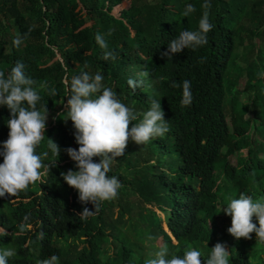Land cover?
I'll use <instances>...</instances> for the list:
<instances>
[{
    "label": "trees",
    "instance_id": "16d2710c",
    "mask_svg": "<svg viewBox=\"0 0 264 264\" xmlns=\"http://www.w3.org/2000/svg\"><path fill=\"white\" fill-rule=\"evenodd\" d=\"M127 1L128 6L115 13ZM154 1L144 5L138 0H0V70L7 72L21 61L25 75L36 81V86L47 82L56 91V95L49 96L47 90L38 89L42 100L37 108L43 112L45 105L47 117L55 115L51 125L46 119L45 137L36 149L40 155L48 152L42 159L43 163H50V172L43 184L30 185L16 197L7 194L0 197V229L7 232L0 234V249L12 248L16 252L8 264H37L53 254L59 257V264H103L98 257L100 243L109 237L118 239V233H123L119 229L111 234L107 232L112 206L106 202L98 212L82 220L78 214L85 207L93 210V205L82 204L78 191L61 176V172L69 169L77 170L65 149L79 148L74 136L76 130L70 118L67 119L70 92L65 78L70 83L82 71L101 73L104 84L138 113L149 109L150 99L160 98L169 132L144 145L129 139L124 155L116 158L108 175H115L121 182L116 198L122 214L129 208L123 203L128 191L151 207L169 212L165 223L168 232L159 226L162 245L167 244L170 252L181 257L190 248L210 253L222 234H229L222 231L218 235L212 228L220 214L218 205L226 207L230 199L238 198L241 193L251 195L254 200L264 197V154L259 155L264 153V129L255 131L262 141L255 139L251 146L250 139L244 137L250 121L238 125L230 118L229 132L223 112L226 92L223 76L236 46L234 36L237 35L240 43L242 32L248 39L261 35L264 43V0H209V19L214 27L207 34L208 43L195 50L175 53L172 60L161 57L160 53L167 50L168 42L181 30L197 29L204 0ZM189 3L197 10L185 18L181 12ZM235 11L240 14L234 15ZM242 17L252 24L238 23ZM97 33L105 39L106 49L96 43ZM17 35L22 37L18 48L12 43ZM105 51L114 52L115 59L105 60ZM246 73L245 84L250 94L247 97L255 109L256 95L250 89L255 78L251 69ZM130 78L142 83L133 90L128 85ZM184 80L191 82L193 95L187 107L180 106L182 88L171 86L172 81L182 84ZM234 101L235 97L231 102ZM258 117L264 123V118ZM9 118L7 106L0 105V148L8 138ZM141 118L131 123H138ZM48 138L59 145L58 158L47 148ZM234 153H238L237 166L231 168L228 156ZM99 159L93 157L94 162ZM218 169L233 186L221 197L217 195ZM151 213L154 224L158 225L160 219L154 211ZM41 232L43 239L39 238ZM250 236L264 247L255 233ZM66 237L73 242L70 248L73 255L61 249ZM129 243L123 242L115 264L133 262ZM227 246L229 264H252L243 252L235 251L234 243L230 241Z\"/></svg>",
    "mask_w": 264,
    "mask_h": 264
},
{
    "label": "clouds",
    "instance_id": "9594fccd",
    "mask_svg": "<svg viewBox=\"0 0 264 264\" xmlns=\"http://www.w3.org/2000/svg\"><path fill=\"white\" fill-rule=\"evenodd\" d=\"M201 8L203 11L197 29L181 30L168 42L167 50L160 53L161 57L172 60L175 53L185 49L195 50L208 43L207 34L214 27L209 19V0H204ZM196 10V7L189 3L183 8L181 15L186 18ZM95 41L102 49L107 48L101 34L95 35ZM12 43L18 48L22 37L15 36ZM103 58L115 59V53L105 51ZM65 67L67 68V65ZM24 68L25 65L17 61L7 72L0 70V105L7 106L10 112L6 123L9 129L8 138L2 142L0 148V156L3 157V162L0 163V197L6 194L16 197L30 185L37 182L43 184L50 172V163L45 164L42 159V155L47 157L48 152L42 155L36 152L44 140L47 119L45 105L43 112L37 108V104L42 100L38 89L47 90L49 96L56 95V91L49 88L47 82L36 86V81L25 75ZM140 83L142 81L131 78L128 80V85L133 90ZM65 84L70 92L67 99V119L70 118L76 130L74 136L79 148L65 149L67 155L75 162L77 170L69 169L66 173L61 172V176L67 185L78 191V199L82 204L91 202L93 205V210L85 207L78 214L82 220H87L100 210L103 202L118 196L121 182L115 175L108 174L116 158L124 155L129 139L137 145H144L155 138L164 137L170 129L160 98L150 99L149 109L138 113L117 98L116 92L104 84V76L99 72L92 74L82 71L73 76L70 83L65 78ZM171 86L182 88L180 106H190L193 100L191 82L184 80L181 84L172 81ZM139 117L142 118L138 123H131ZM47 148L58 158L60 147L50 138ZM93 157H99V162H94ZM220 211L231 217V226L227 232L235 239H250V234L255 233L256 238L264 243V197L254 200L251 195L241 193L238 198L230 199ZM24 219L27 221L28 217ZM19 227L21 231L24 230V224ZM0 234L7 235V232L0 229ZM43 237L44 233L41 232L39 238ZM15 255L16 252L12 248L0 249V264H8L9 258ZM229 258L230 251L219 242L211 247L210 253L205 254L197 248H190L184 251L182 257L170 252L167 244H163L152 258L144 260V264H229ZM58 261L59 257L53 254L39 260L37 264H58Z\"/></svg>",
    "mask_w": 264,
    "mask_h": 264
},
{
    "label": "rangeland",
    "instance_id": "374dc122",
    "mask_svg": "<svg viewBox=\"0 0 264 264\" xmlns=\"http://www.w3.org/2000/svg\"><path fill=\"white\" fill-rule=\"evenodd\" d=\"M248 1L250 2L252 0ZM138 2L139 4L144 5L155 3L154 0H138ZM128 4L129 1L119 5L116 8L115 13H118L127 7ZM249 6L250 4L248 3L245 9L249 10ZM235 14L240 13L235 11L234 15ZM238 23L243 25L252 24L244 17H242ZM235 25L237 26V23H235ZM241 35L242 39L240 43L237 41V35L234 36V45L236 46L232 52L231 59L227 63L226 71L223 76L226 85V92L223 99V112L229 132L232 130V121L230 118H234L235 123L238 125H241L244 120L250 121L244 137L250 139L252 146L255 139L262 141L257 134H254L256 133L255 131L258 129H264V123H261V120L258 117L259 115L264 118V43L261 42V35H255L250 39L246 37L244 32H242ZM248 69H251V73H253L252 75L255 78L251 81L252 86L250 87L253 94L256 95L255 109H252L251 102L248 101L247 97L250 96L247 90L248 87L245 84L247 77L246 72ZM249 78L251 79L252 76H249ZM233 97H235L234 103L231 102ZM253 113H255V115H253ZM54 118V114L47 117V123L50 125L53 124ZM242 153H244V150H242ZM263 154L264 153H259L260 156H263ZM237 158L238 153L228 156V165L231 168H236ZM155 162L156 164L158 163L156 159ZM217 172L218 180L220 182V191L217 192V195L221 197L223 193L226 194L233 186H231L227 182L225 176L221 174V169H218ZM123 200V203H127L129 207L123 214L120 212L121 208L118 205L119 201L117 198L106 201V204L112 206L110 209L111 217L108 221L107 232L111 234L115 229H119L123 233H118V239L109 237L108 240L102 241L100 243L98 257L103 264H115L118 259L117 251L123 248L124 241H129L128 249L129 254L131 255L130 258H132L133 261L129 264H144V260L152 258L155 251H157L162 245L159 225H161L163 230L167 231L165 223L169 212L167 210L160 211L156 207H151L132 191H128ZM222 207L223 206L219 204L218 210L220 211ZM151 211H154L155 215L160 219L158 225L154 224V215ZM230 226L231 217L226 215L223 211H220L219 216L212 224V228L218 235H220L222 231H227ZM127 230H129V232ZM149 237H151V239H149ZM230 237V234L224 233L218 242L223 243L226 250L229 251L227 243L231 241L236 247L235 251L237 253L243 252L247 260L252 264H261V262L264 261V247L256 239L240 238L237 240L231 238L230 240ZM172 242L176 244L174 238H172ZM218 242H215L213 245ZM60 246L64 252L70 251L69 254L73 255V252L70 250L73 246V242L69 237H66Z\"/></svg>",
    "mask_w": 264,
    "mask_h": 264
}]
</instances>
